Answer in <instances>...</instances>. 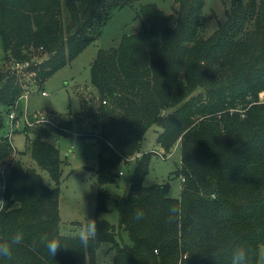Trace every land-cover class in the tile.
Segmentation results:
<instances>
[{
    "label": "trees",
    "instance_id": "trees-1",
    "mask_svg": "<svg viewBox=\"0 0 264 264\" xmlns=\"http://www.w3.org/2000/svg\"><path fill=\"white\" fill-rule=\"evenodd\" d=\"M135 1L0 0L1 61L8 62L0 69V129L26 87L24 75L40 86L100 34L111 10ZM202 6L203 0H172L166 13L154 2L140 4L135 18L141 27L99 49L90 64L99 100L97 212L108 210L102 186L115 182L120 163L134 160L116 202L117 226L96 218L91 234L59 232L63 160L45 135L64 133L60 124L22 129L32 131L24 151L53 186L14 158L1 138L0 161L12 158L0 242L12 241V255L0 264H100L95 253L103 242L112 264H237L238 248L246 249L247 264H258L264 243V0H231L225 21L208 35ZM153 125L161 128L156 143L163 152L175 144L180 149L174 172L181 178L179 197L167 194V183L143 184L152 151L140 152V146ZM173 204L181 212L168 222ZM138 208L145 212L140 220ZM19 232L22 239L13 240ZM44 234L61 241L53 255Z\"/></svg>",
    "mask_w": 264,
    "mask_h": 264
},
{
    "label": "rangeland",
    "instance_id": "rangeland-1",
    "mask_svg": "<svg viewBox=\"0 0 264 264\" xmlns=\"http://www.w3.org/2000/svg\"><path fill=\"white\" fill-rule=\"evenodd\" d=\"M146 2L156 3L166 13H171L173 10L172 0H138L130 5L113 9L106 18L100 34L74 59L50 74L40 86H35L32 75H24L26 87L22 94L27 93V98H17L14 106L16 105L18 112L26 111L28 120L32 121L27 126L34 128L44 123L54 126L60 124L58 128L64 132L45 135L49 142L58 146L63 160L58 182L61 234L81 236L91 234L96 218L107 219L115 226L118 224L116 202L128 187L134 160L120 163L118 170L121 173L116 175L115 182L102 186L108 193L106 200L108 210L97 212L94 208V196L99 185L94 167L97 162L98 145L93 132L98 128L94 114L99 100L95 87L90 83L89 69L99 49L116 45L123 33L141 27V22L135 18V15L140 4ZM230 3L231 0H203L202 28L205 35L214 31L218 23L225 21V11ZM3 56L0 40V69H5L8 64L1 61ZM18 67L21 68V63ZM41 91L45 94H41ZM261 96H264L263 91ZM60 119L69 120L70 126L59 123ZM22 126L21 123L13 133L12 145L17 150L14 158L19 157L25 166L33 167L42 176L45 184L53 186L54 181L48 173L39 168L31 160L29 153L24 151L32 131L26 135ZM160 130L161 128L156 125L149 127L141 141L140 152L152 151L143 184L167 183V194L171 197H179L181 178L174 172L180 165V149L175 144L168 152H163L156 143V136ZM121 237L124 241H128L126 234L122 233ZM95 257L100 264H112V250H109V244L103 242L96 250ZM258 264H264V243L259 246Z\"/></svg>",
    "mask_w": 264,
    "mask_h": 264
},
{
    "label": "built area",
    "instance_id": "built-area-1",
    "mask_svg": "<svg viewBox=\"0 0 264 264\" xmlns=\"http://www.w3.org/2000/svg\"><path fill=\"white\" fill-rule=\"evenodd\" d=\"M261 93L259 94L260 99L264 100V96H261ZM26 94L27 93L22 94L21 96L18 97V99H20V97L27 98ZM41 94H45V92L41 91ZM15 107L16 105L12 107L9 112L5 114L4 127L0 129V140L2 137L7 139L8 143L11 146L12 156H14V154L17 151L12 145V137H13L14 131L19 128L21 123L23 124L22 128L24 127V125H27V124L29 125L32 123V121L30 122L28 120L26 111L23 110V111L18 112ZM160 155H162V152L160 153ZM12 156L7 157L3 161H0V208H2V206L5 203L4 191H5L6 175L9 169ZM119 173L121 172L119 171Z\"/></svg>",
    "mask_w": 264,
    "mask_h": 264
},
{
    "label": "clouds",
    "instance_id": "clouds-1",
    "mask_svg": "<svg viewBox=\"0 0 264 264\" xmlns=\"http://www.w3.org/2000/svg\"><path fill=\"white\" fill-rule=\"evenodd\" d=\"M181 209L176 206L175 204L170 205L168 208V215L166 219L168 222H173L177 219L178 215L180 214ZM145 215L143 209H136L135 210V218L140 220ZM13 240H20L22 239V233H18V235L12 238ZM41 240L44 243L45 247L47 248L48 252L53 255L57 250V247L60 246L61 241L58 236H48L44 234L41 236ZM12 255V241L8 242H0V258H7ZM236 259L237 264H247V251L245 248H238L236 251Z\"/></svg>",
    "mask_w": 264,
    "mask_h": 264
}]
</instances>
